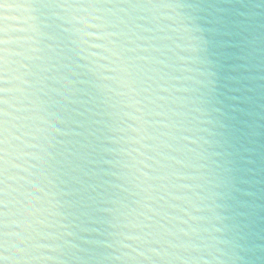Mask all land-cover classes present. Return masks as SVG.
<instances>
[{
    "label": "water",
    "instance_id": "1",
    "mask_svg": "<svg viewBox=\"0 0 264 264\" xmlns=\"http://www.w3.org/2000/svg\"><path fill=\"white\" fill-rule=\"evenodd\" d=\"M30 2L54 51L29 60L27 42L9 45L7 232L17 243L27 213L41 209L46 224L35 227L48 235L11 264H121L104 259L119 255L107 245L121 232L145 237L127 243L156 249L151 264H264V0ZM74 15L111 34L119 57L92 49L103 79L71 51ZM185 26L201 29L203 51L178 47ZM20 62L30 66L23 92ZM37 126L39 140L25 135ZM36 143L51 154L40 165L19 155Z\"/></svg>",
    "mask_w": 264,
    "mask_h": 264
},
{
    "label": "clouds",
    "instance_id": "2",
    "mask_svg": "<svg viewBox=\"0 0 264 264\" xmlns=\"http://www.w3.org/2000/svg\"><path fill=\"white\" fill-rule=\"evenodd\" d=\"M6 12H19L22 16V18L25 20V31L26 33H29L26 38V42L28 45L27 51L30 53V55H27L25 58L32 60V59H44V57L41 55L45 49H48L49 51H54V47L51 44H47L46 41L50 40L51 37L48 35V33L44 30V25L42 21L40 20L37 9L40 7L38 5H27L22 8H13V6L9 4L3 5ZM64 8H73L75 6H61ZM168 7H176L172 5H168ZM72 27L65 29L69 33V40H70V48L71 51L74 53L76 57H78L80 60L85 61L86 64L82 65L84 67H88L90 71L96 73L100 76L101 79H103L102 75V69L104 68V65H100L97 63V61L94 59L97 57V53L92 51L94 48H104V50L109 53L108 56H105L104 59H109L113 56L119 57V52L115 50V45L113 42L109 39L110 33L104 32L101 34H95L87 29L89 27H96V25L89 24L86 20H83L79 16H72L71 21ZM201 31L196 26L188 27L185 26L183 28V32L185 33L184 36L181 37V39H184L188 41V43L184 45H178V47H185L189 51L196 53L199 51H203V38L202 36L194 35L195 32ZM95 37L99 40H108V44H111L112 47H109L107 44H98L93 43L90 38ZM208 76L211 75L210 72L207 73ZM29 83V82H28ZM27 83V84H28ZM68 83H72L71 81H68ZM210 83V81H208ZM36 119H39L42 121V123L50 124L49 121H45L43 117H36ZM46 131L43 127H35L34 131L25 133V135H31L34 140H39L40 136L39 134H42ZM56 131H59L56 129ZM8 140H9V134H8ZM9 144V143H8ZM30 147L38 148L40 149L39 152L35 153H19L20 156L28 155L31 156L32 159L37 161V165H40L44 163V154L50 156V153H47L46 149L43 147L42 144L36 143V144H30L28 145ZM9 153H6L7 159H6V167L8 166L9 160H8ZM25 172H28L29 175H31L30 168H24ZM21 179H26V177H21ZM38 191H43V189L37 188ZM48 196H52L54 198V193H46ZM25 199L31 201V200H38L39 197H34L29 194H25ZM49 204L53 208L59 207V201L49 200ZM37 212H41V209H34L32 211H29L27 213V216L32 217V219H25L20 224L21 232L15 234L17 243L11 244L8 239V235L5 238V249H6V255H8V264H11L12 261L17 259L16 253H26L28 251H38L43 245H41L38 240L40 236L48 235L46 233H42L35 225H45L46 221L43 219H40L36 216ZM54 215H62L59 211H56L53 213ZM217 219H221V217H217ZM131 227L138 228L140 227L139 224H131ZM26 233V235H25ZM69 235H72V233H68ZM187 234V233H186ZM119 237H122V239H117L114 244L107 245L108 247H115L117 251L119 252V255H109L105 256L104 259L106 260H116L121 261V264H145V262H148V264H151L152 256L148 255V253H152L154 255H159L156 249L154 248H147L142 250L141 248L133 247L132 244L127 243V241H133L137 244L144 245L147 243V240L144 236L140 235L139 233L133 234V233H117ZM223 243V242H222ZM19 244H24L25 247H19ZM71 247H75V245H72ZM125 249H130V251H125ZM55 251H62L61 247L58 245L55 249ZM217 251H221L220 249H217ZM223 256V253H222ZM22 259H58V257H20ZM219 261V264H224V260L221 259V257H214ZM235 254L230 257V259L234 260ZM70 259L74 260H81L82 258L73 254ZM61 264H63V261H61Z\"/></svg>",
    "mask_w": 264,
    "mask_h": 264
},
{
    "label": "snow or ice",
    "instance_id": "3",
    "mask_svg": "<svg viewBox=\"0 0 264 264\" xmlns=\"http://www.w3.org/2000/svg\"><path fill=\"white\" fill-rule=\"evenodd\" d=\"M100 3V0H83L79 4H62L61 6H75V7H96ZM9 4L13 8H22L27 5H33L30 0H0V264H8V255H6L5 249V238L8 235V190H7V167H6V153L8 152V110L5 107L8 103L7 93L12 91L8 87L9 77L8 73L10 70V56L12 50L9 48L12 39L17 41L26 42L27 36L17 35L14 38L10 37L12 32L26 33L25 31V20L21 14L14 15L13 12H6L3 5ZM23 46V45H22ZM30 71L28 64L19 63V67L14 71L17 73L14 77L18 84L15 90L19 92L25 91L24 85L28 83L25 77Z\"/></svg>",
    "mask_w": 264,
    "mask_h": 264
}]
</instances>
